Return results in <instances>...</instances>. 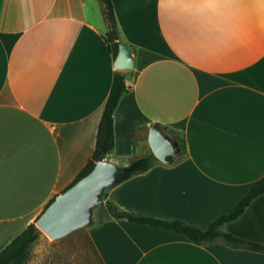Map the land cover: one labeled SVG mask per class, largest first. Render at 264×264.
Listing matches in <instances>:
<instances>
[{
    "label": "crops",
    "instance_id": "1",
    "mask_svg": "<svg viewBox=\"0 0 264 264\" xmlns=\"http://www.w3.org/2000/svg\"><path fill=\"white\" fill-rule=\"evenodd\" d=\"M112 4L136 57L130 70L114 68L98 0H0V250L91 157L119 71L128 92L105 158L125 167L151 153L153 125L179 153L106 190L86 229L101 264H264V252L195 244L105 208L205 231L264 176V0ZM222 229L264 244V193Z\"/></svg>",
    "mask_w": 264,
    "mask_h": 264
},
{
    "label": "trees",
    "instance_id": "2",
    "mask_svg": "<svg viewBox=\"0 0 264 264\" xmlns=\"http://www.w3.org/2000/svg\"><path fill=\"white\" fill-rule=\"evenodd\" d=\"M98 1L103 5L104 21L107 26V31L105 32L104 36L105 41L108 45L109 52L115 59L118 50L117 39L119 37V30L114 14L112 0ZM127 92L128 87L125 83V74L115 71L113 73L110 91L98 123L94 151L72 183L63 191L88 174L100 156L106 157L111 153L114 147V111L122 96H124ZM178 141L182 149V153H184V141L183 139H179ZM157 161V158L152 153L134 159L130 162V164L123 167L124 176L118 183L147 171ZM106 190L102 195V200H104L106 197ZM263 193L264 176L252 186L250 192L237 203L231 213L219 216L209 225L208 229L205 231L199 229L196 226L185 224L179 220H163L150 215L126 212L120 210L115 204L107 200L105 201V208L112 218L125 219L129 222L137 224H147L154 227H162L167 230H172L185 235L191 242L195 244H206L221 241L231 248L246 249L254 252H264V244L241 239L222 229L226 223L237 220L244 213L250 203ZM54 198L55 196L44 205L43 210L54 200ZM34 222L30 223L19 235L14 237L4 248L0 250V264H24L27 261L30 248L41 233L40 230L35 226ZM92 247L94 249L93 245Z\"/></svg>",
    "mask_w": 264,
    "mask_h": 264
},
{
    "label": "water",
    "instance_id": "3",
    "mask_svg": "<svg viewBox=\"0 0 264 264\" xmlns=\"http://www.w3.org/2000/svg\"><path fill=\"white\" fill-rule=\"evenodd\" d=\"M117 45L114 68L117 70L135 68L136 57L132 46L120 36ZM148 144L151 153L164 163H169L179 153L178 144L158 125H153L149 129ZM123 176V167L100 156L88 174L55 196L38 215L34 222L35 226L51 240L65 237L89 226L93 209L103 203L104 191L118 184Z\"/></svg>",
    "mask_w": 264,
    "mask_h": 264
},
{
    "label": "rangeland",
    "instance_id": "4",
    "mask_svg": "<svg viewBox=\"0 0 264 264\" xmlns=\"http://www.w3.org/2000/svg\"><path fill=\"white\" fill-rule=\"evenodd\" d=\"M100 208L101 204L93 209L91 224L94 220L93 216ZM40 213L32 218V222ZM91 224L56 240H51L40 231L41 233L32 244L29 257L24 264H101L86 234V229Z\"/></svg>",
    "mask_w": 264,
    "mask_h": 264
}]
</instances>
